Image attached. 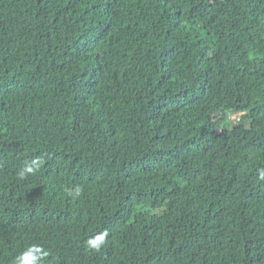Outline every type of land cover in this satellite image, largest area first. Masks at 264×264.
Wrapping results in <instances>:
<instances>
[{
  "label": "trees",
  "instance_id": "16d2710c",
  "mask_svg": "<svg viewBox=\"0 0 264 264\" xmlns=\"http://www.w3.org/2000/svg\"><path fill=\"white\" fill-rule=\"evenodd\" d=\"M33 245L264 264V0H0V264Z\"/></svg>",
  "mask_w": 264,
  "mask_h": 264
},
{
  "label": "clouds",
  "instance_id": "9594fccd",
  "mask_svg": "<svg viewBox=\"0 0 264 264\" xmlns=\"http://www.w3.org/2000/svg\"><path fill=\"white\" fill-rule=\"evenodd\" d=\"M234 120L237 121L238 118L234 117ZM34 168L32 166H26L24 169H22L20 172H18V178L23 180L25 179L27 174L33 173ZM71 195L79 196L80 195V188L77 187L74 192H70ZM106 233L101 234L100 236H97L93 240H89L88 244L90 247L93 248H99L100 243L103 242L104 236ZM34 253H38L39 256L34 255ZM48 255V252L43 251L38 246H31L27 252L23 253L21 256L17 257L16 264H36L37 258H43Z\"/></svg>",
  "mask_w": 264,
  "mask_h": 264
},
{
  "label": "rangeland",
  "instance_id": "374dc122",
  "mask_svg": "<svg viewBox=\"0 0 264 264\" xmlns=\"http://www.w3.org/2000/svg\"><path fill=\"white\" fill-rule=\"evenodd\" d=\"M232 120H234V117H232Z\"/></svg>",
  "mask_w": 264,
  "mask_h": 264
}]
</instances>
